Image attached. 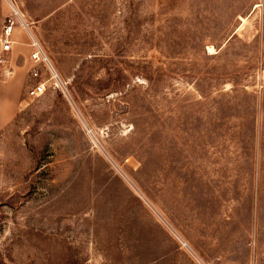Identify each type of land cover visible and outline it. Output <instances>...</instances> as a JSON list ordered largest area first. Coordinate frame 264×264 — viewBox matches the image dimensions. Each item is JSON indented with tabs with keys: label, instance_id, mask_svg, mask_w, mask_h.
<instances>
[{
	"label": "rangeland",
	"instance_id": "374dc122",
	"mask_svg": "<svg viewBox=\"0 0 264 264\" xmlns=\"http://www.w3.org/2000/svg\"><path fill=\"white\" fill-rule=\"evenodd\" d=\"M1 2L0 264H264V0Z\"/></svg>",
	"mask_w": 264,
	"mask_h": 264
},
{
	"label": "built area",
	"instance_id": "2783aa9c",
	"mask_svg": "<svg viewBox=\"0 0 264 264\" xmlns=\"http://www.w3.org/2000/svg\"><path fill=\"white\" fill-rule=\"evenodd\" d=\"M21 12L15 6H12V12L8 14L2 25L0 37V69L1 74L6 75L12 67L13 54L15 50L14 29L18 25V15ZM23 15V14H22ZM21 19L25 21L24 16ZM26 24V21H25ZM27 26V24H26ZM28 27V26H27ZM30 53L28 57L29 83L25 91L28 99H38L50 89H58L63 83L61 74L55 69L52 60L45 50L41 40L34 34H28Z\"/></svg>",
	"mask_w": 264,
	"mask_h": 264
},
{
	"label": "bare ground",
	"instance_id": "6f19581e",
	"mask_svg": "<svg viewBox=\"0 0 264 264\" xmlns=\"http://www.w3.org/2000/svg\"><path fill=\"white\" fill-rule=\"evenodd\" d=\"M20 11V10H19ZM21 16L22 13H20ZM21 16L18 15V19H19V24L15 26V29H14V33H13V36H14V41H15V45L18 44V41H17V36H18V29L21 27V29L25 30L26 31V34H29L28 31H27V26L25 24V21H23L21 19ZM0 42H1V37H0ZM211 51H214L213 48H210ZM11 73V71H9Z\"/></svg>",
	"mask_w": 264,
	"mask_h": 264
},
{
	"label": "crops",
	"instance_id": "0c3cea01",
	"mask_svg": "<svg viewBox=\"0 0 264 264\" xmlns=\"http://www.w3.org/2000/svg\"><path fill=\"white\" fill-rule=\"evenodd\" d=\"M2 8H3V11H2ZM5 10H6L5 9V6H4V4L0 0V30H1V24H2L3 18L5 16V14H6V11Z\"/></svg>",
	"mask_w": 264,
	"mask_h": 264
}]
</instances>
